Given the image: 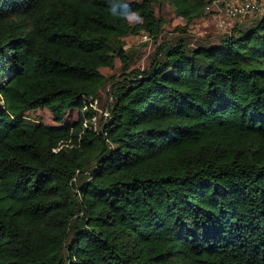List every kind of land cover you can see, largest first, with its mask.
Wrapping results in <instances>:
<instances>
[{"label": "trees", "instance_id": "16d2710c", "mask_svg": "<svg viewBox=\"0 0 264 264\" xmlns=\"http://www.w3.org/2000/svg\"><path fill=\"white\" fill-rule=\"evenodd\" d=\"M160 1L0 0V264H264V6L191 46L213 0H170L130 67Z\"/></svg>", "mask_w": 264, "mask_h": 264}, {"label": "rangeland", "instance_id": "374dc122", "mask_svg": "<svg viewBox=\"0 0 264 264\" xmlns=\"http://www.w3.org/2000/svg\"><path fill=\"white\" fill-rule=\"evenodd\" d=\"M227 1L228 0H213L206 13L195 18L189 24V36L187 39L191 46L202 41L215 42L223 35L234 32L237 27L249 20L250 17L255 14L247 15L245 17L229 18L225 15V3ZM258 3L260 4L259 8L264 6V0H258ZM155 12L162 18L163 22L161 32L156 38L143 32L131 34L124 38V47L130 50V67H145L150 61V57L154 53L157 45L164 39H167L168 41L172 40L174 36L180 34V29L177 27L185 25L184 20L175 14L174 7L170 0H161L155 5ZM130 19L136 20L137 17L134 14H131ZM137 21H139V18ZM101 70L107 75L118 77L122 71V65L117 58L112 69L102 67ZM110 101V90L109 85L107 84L100 91L99 99L93 105V112L97 123L102 119L106 106ZM78 109V107H75L73 110L69 111V113L64 116L63 120L67 121L76 119ZM26 116L31 120L42 122L47 125L59 124V122L54 120L51 113L45 108L29 111Z\"/></svg>", "mask_w": 264, "mask_h": 264}, {"label": "built area", "instance_id": "2783aa9c", "mask_svg": "<svg viewBox=\"0 0 264 264\" xmlns=\"http://www.w3.org/2000/svg\"><path fill=\"white\" fill-rule=\"evenodd\" d=\"M258 0H228L225 3V15L229 18L245 17L259 9Z\"/></svg>", "mask_w": 264, "mask_h": 264}]
</instances>
